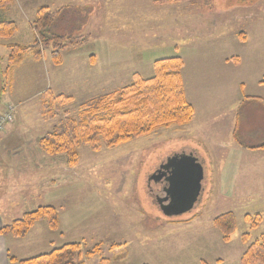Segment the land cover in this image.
I'll return each mask as SVG.
<instances>
[{
  "label": "rangeland",
  "instance_id": "1",
  "mask_svg": "<svg viewBox=\"0 0 264 264\" xmlns=\"http://www.w3.org/2000/svg\"><path fill=\"white\" fill-rule=\"evenodd\" d=\"M41 6L55 12L53 32L84 41L62 52V67L43 49L37 76L27 75V54L0 96V112L6 103L16 106L14 122L0 133V219L11 223L51 205L60 229L39 221L26 238L8 239L9 253L25 259L80 242L82 264L103 258L106 264H241L264 233V0H12L0 9V19L19 26L16 37L0 40L7 80V46L34 44L32 22ZM177 55L185 58L184 85L195 108L190 122L115 148L82 146L74 167L65 155L41 149V137L65 111L81 119L83 103L132 84L135 73L152 77L156 59ZM223 56L239 57L240 64L224 65ZM47 88L71 89L66 95L74 98L51 120L43 119ZM184 154L201 162V188L190 210L170 214L162 207L165 181L154 175ZM229 211L237 230L226 242L213 221ZM257 213L263 220L252 228L246 215ZM96 245L100 254L87 257Z\"/></svg>",
  "mask_w": 264,
  "mask_h": 264
},
{
  "label": "trees",
  "instance_id": "2",
  "mask_svg": "<svg viewBox=\"0 0 264 264\" xmlns=\"http://www.w3.org/2000/svg\"><path fill=\"white\" fill-rule=\"evenodd\" d=\"M12 0H0V9H4ZM63 10L57 11L61 13ZM56 21L55 12L48 6H41L32 22L35 34L34 44L30 46L9 44L8 80L0 71L1 94L7 91L13 82V69L20 65L27 54L41 60L43 49L50 48L52 62L56 66L64 63L62 52L80 45L83 37L66 36L53 32ZM19 26L16 21L0 19V40L16 37ZM238 61V58H234ZM185 61L181 56L162 57L154 61L155 73L145 78L134 74V81L122 89L92 98L81 105V119L64 112V117L51 131L41 137L39 143L43 151L50 155H65L67 164L74 167L80 160L79 149L89 146L95 151L102 148H115L123 143L147 136L155 129L171 125H183L190 122L195 114L193 104L188 100L183 78ZM12 71V72H11ZM44 120H51L73 96L64 93L55 94L47 88L43 94ZM254 98V97H252ZM264 101V100H263ZM234 137L239 142L237 129ZM264 148V144L260 145ZM247 221L252 228L258 227L263 218L260 213L247 214ZM47 220L49 227L58 231L60 218L58 209L51 205H42L26 212L11 223L3 224L0 234L6 237L25 238L32 227L39 221ZM214 226L228 242L237 230L236 214L232 211L218 215ZM243 240L249 242L250 234L245 233ZM101 252V245H96L86 252L87 257H94ZM9 261L19 264H82L83 254L80 242L67 243L50 252L34 257L18 259L8 254ZM103 258L100 264H106ZM241 264H264V233L261 240L251 243L241 257Z\"/></svg>",
  "mask_w": 264,
  "mask_h": 264
},
{
  "label": "water",
  "instance_id": "3",
  "mask_svg": "<svg viewBox=\"0 0 264 264\" xmlns=\"http://www.w3.org/2000/svg\"><path fill=\"white\" fill-rule=\"evenodd\" d=\"M168 166L172 167L173 186L170 192L172 199L168 206L163 205V209L170 214H179L194 206L199 196L203 170L198 159H195L193 155L186 154L178 155Z\"/></svg>",
  "mask_w": 264,
  "mask_h": 264
},
{
  "label": "crops",
  "instance_id": "4",
  "mask_svg": "<svg viewBox=\"0 0 264 264\" xmlns=\"http://www.w3.org/2000/svg\"><path fill=\"white\" fill-rule=\"evenodd\" d=\"M240 36V35H239ZM241 38V37H240ZM243 40H246V34H243ZM30 57V58H29ZM183 57V56H182ZM28 58H29V65H30V71H29V73L27 74L28 76H31L32 77V71H33V75H35V76H37L38 74H37V70L39 69V66H38V63H40L41 62V60H34L35 62H34V66L32 67V54H30V56H28ZM27 58V56L25 57V59L27 60L28 59ZM234 58H236V57H229V56H227V57H225V56H223V64L224 65H229L231 62H234L235 64H236V66H237V64L239 63L240 64V59H239V57H237L238 58V61H236V60H234ZM25 59H24V61H25ZM159 59V58H158ZM183 59L185 60V58L183 57ZM23 61V62H24ZM22 62V63H23ZM21 64V63H20ZM65 64V61H64V63L62 64V66ZM195 64V63H194ZM195 65H197V64H195ZM61 66V65H60ZM61 66V67H62ZM185 66H186V63H185ZM17 67H20L19 65L17 66ZM33 69V70H32ZM73 71H75V69L73 70ZM24 74H26V72L24 73ZM83 78H85V79H87L85 76L83 77ZM183 78H184V76H183ZM13 79H14V77H13ZM14 81V80H13ZM13 83V82H12ZM184 83H186L185 82V78H184ZM84 84H86L85 82H84ZM185 87H186V84H185ZM46 89H44L43 91H42V93L45 91ZM67 91H69V89H67L66 91H64L63 93L64 94H66V93H68ZM41 92V91H40ZM69 92H71V89H70V91ZM73 92V91H72ZM186 94H187V92H186ZM187 96H188V94H187ZM23 97H26V94L25 95H20V96H18V100H20V102H23V101H25L26 99H24ZM249 97H254V96H249ZM188 98V97H187ZM256 99L257 98H259V97H255ZM261 98V97H260ZM262 100H264L263 98H261ZM239 124V122H238V120L236 119V124H235V126H236V129H237V127L239 126L238 125ZM234 135V134H233ZM234 137V136H233ZM243 147H245L244 145H243ZM252 176H256L257 178H259L260 180H261V178H263V177H259L260 175H259V173H254V174H252ZM262 185V184H261ZM4 223L1 221V219H0V229H1V227H2V225H3ZM26 238V237H25ZM8 239H11V237H6V236H4V235H1L0 234V264H13L12 262H9L8 261V254H10L9 253V248H8ZM17 257V256H16Z\"/></svg>",
  "mask_w": 264,
  "mask_h": 264
},
{
  "label": "flooded vegetation",
  "instance_id": "5",
  "mask_svg": "<svg viewBox=\"0 0 264 264\" xmlns=\"http://www.w3.org/2000/svg\"><path fill=\"white\" fill-rule=\"evenodd\" d=\"M159 173L158 174H155L154 177L155 178H162V180L165 181L164 183V187H163V191L165 193V198H166V201L164 205L168 206V204L171 202V196H170V192L172 190V169L169 168L168 164H163L161 166V170L159 169ZM163 202V201H162Z\"/></svg>",
  "mask_w": 264,
  "mask_h": 264
},
{
  "label": "built area",
  "instance_id": "6",
  "mask_svg": "<svg viewBox=\"0 0 264 264\" xmlns=\"http://www.w3.org/2000/svg\"><path fill=\"white\" fill-rule=\"evenodd\" d=\"M15 108L13 105H7L6 111L0 112V132L3 131L8 123L14 120Z\"/></svg>",
  "mask_w": 264,
  "mask_h": 264
}]
</instances>
